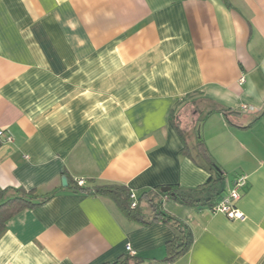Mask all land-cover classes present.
<instances>
[{
  "label": "crops",
  "instance_id": "obj_1",
  "mask_svg": "<svg viewBox=\"0 0 264 264\" xmlns=\"http://www.w3.org/2000/svg\"><path fill=\"white\" fill-rule=\"evenodd\" d=\"M0 131V187L54 193L9 220L0 264L112 263L127 245L166 264L169 226L76 181L198 187L216 173L200 139L217 202L248 176L246 219L165 201L193 234L173 264H264V0H0Z\"/></svg>",
  "mask_w": 264,
  "mask_h": 264
},
{
  "label": "trees",
  "instance_id": "obj_2",
  "mask_svg": "<svg viewBox=\"0 0 264 264\" xmlns=\"http://www.w3.org/2000/svg\"><path fill=\"white\" fill-rule=\"evenodd\" d=\"M228 122L236 125V122L230 118L229 111L226 112ZM174 111L171 112L173 124L180 130L177 122L174 121ZM198 148L203 157H205L213 169L215 175H211L205 184L195 188H184L179 185L158 186L155 188L143 190L137 194L136 206L131 207L133 199L132 192L127 186L119 184H106L96 186L79 185L76 181L75 188L85 194L111 197L122 213L129 219L149 225L161 222L169 226L174 233V237L165 244V258L163 262L174 263L181 256L186 254L193 245V234L189 225L179 217L167 212L165 201L174 200L188 206H209L213 207L219 197L224 192V174L217 167L209 154V151L202 139L199 140ZM182 153L189 154L185 147ZM163 187H170L168 191H163ZM54 193L50 195H40L36 189L26 190L22 187H0V237L7 228L9 220L24 210L34 208L46 203ZM146 208V210L144 209ZM145 260L136 255H123L112 263L105 264H141Z\"/></svg>",
  "mask_w": 264,
  "mask_h": 264
},
{
  "label": "built area",
  "instance_id": "obj_3",
  "mask_svg": "<svg viewBox=\"0 0 264 264\" xmlns=\"http://www.w3.org/2000/svg\"><path fill=\"white\" fill-rule=\"evenodd\" d=\"M244 78H242L243 80ZM245 110H250V107L247 105L242 106ZM0 136H5L8 142L13 141L12 135H6L4 131H0ZM79 185H84V180H77ZM249 183V178L247 175L238 176L229 191L212 207L214 212H221L226 214L231 219H239L245 220L246 215L239 209L238 202L243 197L245 189L247 188ZM133 202L131 203V207H135L137 194L132 192L131 195ZM127 250L130 255H136V252L131 248L130 245H127ZM173 264V263H166Z\"/></svg>",
  "mask_w": 264,
  "mask_h": 264
},
{
  "label": "water",
  "instance_id": "obj_4",
  "mask_svg": "<svg viewBox=\"0 0 264 264\" xmlns=\"http://www.w3.org/2000/svg\"><path fill=\"white\" fill-rule=\"evenodd\" d=\"M62 183H63V186H67L68 185V181H67V177L66 176H63L62 177ZM170 189V187H163L162 190L163 191H168Z\"/></svg>",
  "mask_w": 264,
  "mask_h": 264
},
{
  "label": "rangeland",
  "instance_id": "obj_5",
  "mask_svg": "<svg viewBox=\"0 0 264 264\" xmlns=\"http://www.w3.org/2000/svg\"><path fill=\"white\" fill-rule=\"evenodd\" d=\"M183 108L185 109V106H183ZM183 108H181V110H182ZM184 109H183V110H184ZM176 110H178V108H177ZM181 110H178V111L180 112ZM178 111H176V113H175V118H176V114H178ZM184 113H185L184 116H186V112H184ZM187 115H188V112H187ZM176 119H177V121L182 122L179 118H176ZM186 121H187V120H186Z\"/></svg>",
  "mask_w": 264,
  "mask_h": 264
}]
</instances>
